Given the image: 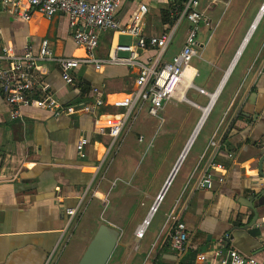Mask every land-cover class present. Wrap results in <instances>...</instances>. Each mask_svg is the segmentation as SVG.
Returning <instances> with one entry per match:
<instances>
[{
    "label": "crops",
    "instance_id": "1",
    "mask_svg": "<svg viewBox=\"0 0 264 264\" xmlns=\"http://www.w3.org/2000/svg\"><path fill=\"white\" fill-rule=\"evenodd\" d=\"M183 2L123 0L119 20L123 27L127 26L139 6L146 5L143 33L158 36L173 22L176 8ZM199 2V10L209 22L199 23L197 33L195 57L202 59L204 51L209 55V60L204 59L207 64L203 67L202 85L195 84L200 75L199 67L190 63L189 68L194 69L191 84L183 90L187 100L170 99L155 116L163 125V133L167 136L165 143L170 141L167 148L175 146L176 150L167 174L170 175L191 141L156 208L151 211L153 204L139 225L146 222L142 237L136 236L139 226L134 230L135 240L144 239L146 226L178 177L176 203L170 208L164 231L159 233L155 243L127 249L121 243V235L107 264L116 252L115 264H152L161 249L164 253L158 264H218L213 252L219 246L236 248L264 264V160L263 175L258 172L259 160L264 153V0ZM189 28L190 22L172 51L168 54L169 48L166 50L164 61H169L182 49ZM45 38L51 41L58 56H84V50L72 41L67 16L57 14L47 18L32 10L31 17L23 20L3 10L0 4V51L2 46L11 44L16 52L30 48L36 53ZM233 38L235 42L231 41ZM131 43L134 39L120 31L103 32L95 57L104 59L116 44ZM118 54L124 56L127 52L119 51ZM43 70L45 80L59 101L69 103L79 97L77 84H66L56 64L47 63ZM74 76L75 83L80 81L89 87L84 96L87 102L101 96L107 105L102 111H111L110 104L114 100L134 89L136 72L123 65H104L95 69L82 64ZM192 88L205 97L204 104L187 97ZM2 96L0 91V264H57L70 243L67 209L79 201L84 208L85 198L91 190L94 193L91 199L103 198L99 184L106 175H102V169L96 170V164L103 151L98 141L106 142L107 138L95 133L93 117L89 114L57 118L47 110L24 107L22 118L11 119ZM170 101L171 105L167 106ZM183 103L197 109L194 119H188L190 124L185 132L188 121L181 106ZM165 110L166 113L161 114ZM208 121L209 127H205ZM152 126L126 129L125 140L119 147L132 131L137 143L144 142L152 135L155 129ZM170 136L174 139H167ZM82 137L90 139L86 157H81L76 149ZM162 143L159 146L166 150ZM126 147L128 153L122 154L121 159L117 157L120 149L113 151L116 153L110 165L115 164L122 170L121 164L128 163L131 170L136 144L130 143ZM211 162L216 166L211 167ZM121 170L113 173V185L122 177ZM167 174L159 187L160 192L169 177ZM97 180L98 186L92 189ZM130 180H133L132 176L125 181L128 186L123 193L125 207L128 205V188L138 190L144 174L137 184L131 185ZM241 198H255L257 215L252 208L239 203ZM171 214L185 223L189 235V249L182 255L172 249L167 239L174 226V220L169 217ZM108 224L116 225L112 220ZM87 245L72 252V264L78 263ZM200 253L208 260L198 261Z\"/></svg>",
    "mask_w": 264,
    "mask_h": 264
},
{
    "label": "built area",
    "instance_id": "2",
    "mask_svg": "<svg viewBox=\"0 0 264 264\" xmlns=\"http://www.w3.org/2000/svg\"><path fill=\"white\" fill-rule=\"evenodd\" d=\"M122 3L123 0H0L3 10L23 20L31 17L32 10L47 18L57 14L68 17L72 28V41L76 47L84 50V56H58L47 38L41 40L36 53L30 48L19 53L11 44H6L0 51V91L5 105L9 107L11 119L22 118L24 107L44 109L57 118L78 114L91 115L95 133L107 138L106 142L102 139L101 142L98 141L103 151L96 164L97 171L103 168L108 156L118 147L119 139L134 118L137 106L140 109L142 104H147L148 114L155 117L170 99H186L183 94V74L197 55L199 23H209L204 13L199 10V0H185L181 10L175 12L174 22L167 25L162 34L147 36L143 33L146 5H140L127 26L123 27L118 15ZM184 19L190 22L184 45L169 61H164L163 56ZM108 31L127 34L134 39V43L116 44L106 58H96L95 51L99 46L100 35ZM119 51L127 52V55H119ZM47 63L56 64L62 80L71 86L76 85L74 72L82 64L91 65L95 69L104 65L127 66L136 72L135 87L131 92L114 100L110 104L113 109L111 111H102L107 105L101 96L81 105L63 103L56 98L54 89L44 78L43 68ZM89 144L90 139L87 137L78 141L76 149L81 157H86ZM210 166L215 167L216 164L211 162ZM82 209V201L67 209L69 226ZM169 217L174 220L170 235L171 247L182 255L190 246L186 225L173 214ZM145 223L141 225L144 227L141 231H138L141 226L137 228V237H142ZM213 258L218 264H263L255 256L245 255L233 247H217ZM197 260L207 261L208 258L200 253Z\"/></svg>",
    "mask_w": 264,
    "mask_h": 264
},
{
    "label": "rangeland",
    "instance_id": "3",
    "mask_svg": "<svg viewBox=\"0 0 264 264\" xmlns=\"http://www.w3.org/2000/svg\"><path fill=\"white\" fill-rule=\"evenodd\" d=\"M188 24L189 21L187 19H184L180 23L174 36V40L168 49V54L175 47L176 42L180 39V37L185 34ZM231 41L235 42L234 38ZM244 57L245 56H243L241 63L244 61ZM204 59L209 60L207 51H204L202 59L200 58L198 60L197 57H195L191 61V64L197 65L200 71V75L195 81L196 85H202L201 81L204 78V68L207 64ZM196 93H198L199 95L195 96ZM187 97L189 99H194V101L201 104H204L206 102L205 97L194 88L190 89V91L187 93ZM185 100H187V98ZM171 102L172 101H170L167 106H170ZM181 106L186 116V120L188 121L189 119L190 121L194 119L197 109L190 106L188 103H183L181 104ZM165 113L166 110L161 114ZM134 115V118L131 120L126 129L130 127H133V130L136 128L140 129L141 127L151 126L152 124L154 125L152 127L155 128L152 133L153 138L151 137L152 135H150L145 139L144 142L137 143L134 131H132L127 137L126 142H124V145H122L120 148V143L125 140V131L122 133L118 142V147L120 150L117 147V149L119 150V154L117 156L118 159H121L123 157L122 154L128 153L126 150V146H128V144H136V147H134L135 150L133 152L134 163H132L131 170L128 167V163V165H124V163L121 164V166L123 167L122 170L119 169V167L115 164L110 165L112 162V158L114 157L113 154H115L116 151L108 156L106 163L101 170V172H103L102 175H106V178L101 185L99 184L101 188L100 190L103 194V198L91 199L90 197L92 196V194H94L92 190L91 193L85 198L84 203L86 206H84V208L77 214L74 222L69 228L68 232L70 235V243L67 252H65L64 257L57 264H72V252L77 251V249L79 250V248H83L88 244L89 240L97 229L98 222L110 223L111 220L115 222V227L121 232L122 235V245H124L127 249L132 250H134L135 247L138 248L140 246H144L145 243H155L158 239L159 233H161V231H164L163 225L165 224L166 219L169 215V210L173 206V204L176 203V186L178 184V177L173 181V184L171 183L172 186H169L167 192L165 193L164 200L159 204L157 210L150 219L149 224L146 226L147 228L145 231L144 239L139 242L136 241L133 236L134 230L147 217L150 207L154 204L158 194L160 193L161 188L159 189V187L162 184L165 175L171 168V165L173 163L172 157L176 155V150L174 149L175 146L170 148L169 145V149L167 148V145L170 141L168 143L166 141L165 143L164 138L166 134L163 133V125H160L159 118L148 114L147 104H142L140 109L137 106L136 114ZM198 119H196V123ZM189 121L185 125L184 132L189 128ZM205 127H209V121ZM170 135H173V137L175 138L174 134ZM174 138H171L170 136L167 139ZM163 141L166 145V150H162L161 146H159ZM149 143L151 144L148 147ZM114 165L115 167L117 166V168H115ZM116 170H121L120 174H122V177L117 178L115 184L113 185L112 180L115 176L113 173H115ZM143 174L144 180L142 183L139 182L140 187L138 190L134 191L128 188V205L127 207H125V195L123 193L125 192L124 190L128 187L125 181L128 180L130 176H132L133 180H130L131 185L137 184L138 180L142 181ZM168 175L169 173L167 174V177ZM97 182L98 180L95 182L92 189H96V187L98 186ZM89 200L90 202L88 205ZM101 201H104V204ZM117 256L118 253L116 252L114 257L110 261V264H115L117 262Z\"/></svg>",
    "mask_w": 264,
    "mask_h": 264
},
{
    "label": "water",
    "instance_id": "4",
    "mask_svg": "<svg viewBox=\"0 0 264 264\" xmlns=\"http://www.w3.org/2000/svg\"><path fill=\"white\" fill-rule=\"evenodd\" d=\"M201 121H199L200 124ZM191 139L188 141L187 145L185 146L184 150L182 151L176 165L174 166L172 172L170 173L164 187L162 188L157 200L155 201L154 205L161 199L163 193L165 191L166 186L170 183L177 166L183 156L186 153V148L189 146ZM264 160V153L259 160L258 172L260 175H263L262 163ZM255 199V198H254ZM254 199H244L241 198L239 203L245 206H248L253 209L255 214L257 215V211L254 205ZM153 208V206H152ZM152 211V209H151ZM257 219V216L254 218V221ZM121 233L120 231L115 228L114 226L108 223H101L98 225L95 233L93 234L91 240L89 241L84 253L80 257L77 264H107L110 257L112 256L116 246L119 243Z\"/></svg>",
    "mask_w": 264,
    "mask_h": 264
},
{
    "label": "trees",
    "instance_id": "5",
    "mask_svg": "<svg viewBox=\"0 0 264 264\" xmlns=\"http://www.w3.org/2000/svg\"><path fill=\"white\" fill-rule=\"evenodd\" d=\"M184 1H185V0H184ZM182 6H183V4H181V6H179V7H177V8H176V11H180L181 8H182ZM175 18H176V17L174 16L173 22H174ZM173 22H171V23H173ZM76 84H77V87H78L79 90H80V95H79V97H78L76 100H74V101H72V102H69L68 104H72V105H81V104H83V103H87V98H85L84 96L89 92V87H88L85 83H82V82H80V81H78ZM50 113H51V112H50ZM51 114H52V113H51ZM167 239H169L170 242H171L170 236H169ZM163 253H164V250L161 249V250L155 255L152 264H158L159 261H160V258H161V256H162Z\"/></svg>",
    "mask_w": 264,
    "mask_h": 264
},
{
    "label": "bare ground",
    "instance_id": "6",
    "mask_svg": "<svg viewBox=\"0 0 264 264\" xmlns=\"http://www.w3.org/2000/svg\"><path fill=\"white\" fill-rule=\"evenodd\" d=\"M194 70V69H193ZM191 68H189V66L186 68V70L184 71V74H183V88H184V86H187L188 84H191V82H189L191 79H192V71H193ZM182 93V92H181ZM182 96H183V94H181ZM204 112L206 113L207 112V110L206 109H204ZM156 206H157V203L155 204V205H153V208H151L152 209V211L156 208ZM151 213H153V212H151ZM150 218V217H149ZM142 228H144L143 226H141L140 228H139V230L138 231H141V229Z\"/></svg>",
    "mask_w": 264,
    "mask_h": 264
}]
</instances>
